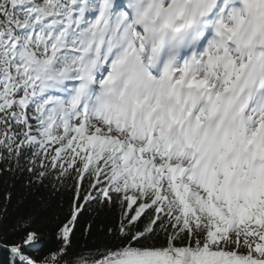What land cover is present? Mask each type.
Masks as SVG:
<instances>
[{
  "label": "snow or ice",
  "instance_id": "obj_1",
  "mask_svg": "<svg viewBox=\"0 0 264 264\" xmlns=\"http://www.w3.org/2000/svg\"><path fill=\"white\" fill-rule=\"evenodd\" d=\"M17 173L69 195L54 230L0 228L7 264H264V0H0Z\"/></svg>",
  "mask_w": 264,
  "mask_h": 264
},
{
  "label": "trees",
  "instance_id": "obj_2",
  "mask_svg": "<svg viewBox=\"0 0 264 264\" xmlns=\"http://www.w3.org/2000/svg\"><path fill=\"white\" fill-rule=\"evenodd\" d=\"M7 191L12 193L11 199L5 201L3 194ZM68 193L65 191L55 192L51 186L33 190L25 186V177L21 174H9L0 179V228H10L19 217L40 216L41 222L49 230H54L57 217H63L60 205L67 208ZM91 223V234L83 235V227ZM114 226V219L108 210L93 211L86 213L77 226V235L74 242L80 245H95L102 247L104 244L105 232L108 227ZM50 240L48 246H54L55 238L52 231L49 232ZM8 254L0 251V264H7Z\"/></svg>",
  "mask_w": 264,
  "mask_h": 264
}]
</instances>
